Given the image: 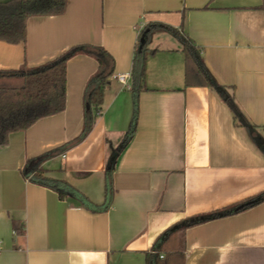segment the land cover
Instances as JSON below:
<instances>
[{
  "label": "crops",
  "instance_id": "1",
  "mask_svg": "<svg viewBox=\"0 0 264 264\" xmlns=\"http://www.w3.org/2000/svg\"><path fill=\"white\" fill-rule=\"evenodd\" d=\"M148 25L194 42L264 144V0H68L63 15L31 18L25 43L0 41V70L38 68L87 44L111 54L114 76H131ZM148 48L156 53L137 131L114 167L109 211L61 200L23 172L53 153L41 166L45 175L102 205L110 156L132 122L131 78L128 86L112 78L92 132L65 148L83 131L85 91L98 70L95 58L73 57L65 111L0 146V264H147L157 239L176 224L264 192L263 153L213 89L186 86L181 42L160 30ZM185 264H264V202L188 229Z\"/></svg>",
  "mask_w": 264,
  "mask_h": 264
},
{
  "label": "trees",
  "instance_id": "2",
  "mask_svg": "<svg viewBox=\"0 0 264 264\" xmlns=\"http://www.w3.org/2000/svg\"><path fill=\"white\" fill-rule=\"evenodd\" d=\"M68 0H6L0 2V41L10 44L25 43L27 24L31 18L60 16L65 14ZM166 31L183 45L185 54V83L187 87H209L223 99L233 114L235 124L247 130L254 144L264 155L263 138L257 134L258 127L251 124L243 114L233 95L212 76L200 49L184 33L163 25H148L139 36L131 73L130 92L133 98V117L130 128L120 146L109 159L105 184V202L96 205L85 195L65 181L47 177L41 167L53 153L28 162L24 176L32 183L56 191L61 200L72 198L83 207L95 213L110 210L115 189L113 173L116 161L134 137L140 111V95L147 90V63L156 51L148 48L151 35L156 31ZM77 55L93 57L98 62V70L89 80L85 91L84 127L81 135L65 148L83 142L92 132L105 101V94L115 73L114 58L100 46L79 45L71 48L57 59L38 68L22 67L19 70H0V146L9 143L10 136L30 129L39 120L60 114L67 106V63ZM264 202V192L249 200L212 212L207 215L188 218L163 233L156 241L153 253L147 255V264H185L186 232L188 229L207 221L220 219L235 212ZM16 232L22 233L15 223ZM163 256V258H161Z\"/></svg>",
  "mask_w": 264,
  "mask_h": 264
},
{
  "label": "built area",
  "instance_id": "3",
  "mask_svg": "<svg viewBox=\"0 0 264 264\" xmlns=\"http://www.w3.org/2000/svg\"><path fill=\"white\" fill-rule=\"evenodd\" d=\"M113 78H116L121 84L128 86L131 76L126 74V75L113 76Z\"/></svg>",
  "mask_w": 264,
  "mask_h": 264
}]
</instances>
